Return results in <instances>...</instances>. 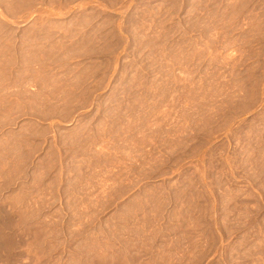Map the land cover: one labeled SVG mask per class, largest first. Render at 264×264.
<instances>
[{
  "label": "rangeland",
  "instance_id": "1",
  "mask_svg": "<svg viewBox=\"0 0 264 264\" xmlns=\"http://www.w3.org/2000/svg\"><path fill=\"white\" fill-rule=\"evenodd\" d=\"M0 264H264V0H0Z\"/></svg>",
  "mask_w": 264,
  "mask_h": 264
}]
</instances>
